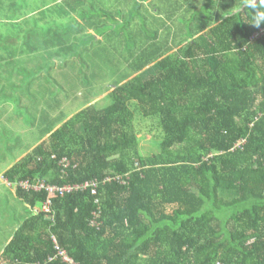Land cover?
Listing matches in <instances>:
<instances>
[{
  "label": "trees",
  "instance_id": "1",
  "mask_svg": "<svg viewBox=\"0 0 264 264\" xmlns=\"http://www.w3.org/2000/svg\"><path fill=\"white\" fill-rule=\"evenodd\" d=\"M254 1L222 4L219 20L198 24L171 53L158 34L147 38L131 54L133 77L112 88L109 104L80 110L5 170L31 213L2 264H66L47 261L53 235L79 264H264V35L252 38L264 28L255 20L264 0ZM77 2L39 15L37 31L61 41L54 27L68 15L65 4L80 11L70 23L85 25ZM65 42L58 49L73 48ZM150 128L157 133L145 155L139 134ZM118 175L127 183H103ZM26 180L100 184L50 195L46 212L49 194L23 189Z\"/></svg>",
  "mask_w": 264,
  "mask_h": 264
},
{
  "label": "rangeland",
  "instance_id": "2",
  "mask_svg": "<svg viewBox=\"0 0 264 264\" xmlns=\"http://www.w3.org/2000/svg\"><path fill=\"white\" fill-rule=\"evenodd\" d=\"M54 1L60 0H0V255L31 213L6 182L5 170L80 110L109 104L112 88L133 77L131 54L147 38L158 34L171 53L198 24L219 20L222 4L230 0H192V7L185 6L188 0H87L81 10L87 27L72 25L76 15H65L64 24L54 27L65 33L61 41L37 31L35 12ZM207 1L211 6H204ZM240 5L235 1L231 7ZM201 12L204 20L195 18ZM28 34L37 39H26ZM65 39L73 48L58 49ZM150 132L139 134L145 155L153 151L150 140L157 130Z\"/></svg>",
  "mask_w": 264,
  "mask_h": 264
},
{
  "label": "built area",
  "instance_id": "3",
  "mask_svg": "<svg viewBox=\"0 0 264 264\" xmlns=\"http://www.w3.org/2000/svg\"><path fill=\"white\" fill-rule=\"evenodd\" d=\"M264 35V28H260L258 31H256L253 35L252 38H257ZM246 139L241 140L238 142L236 145L237 147H241L242 144H244ZM63 162L65 165H68L69 162L65 159H63ZM119 179L123 183H127V180L125 177L122 175H118L116 177L113 176H108L104 179L103 183L111 182L112 180ZM100 184L99 180H90V181H85L83 183H75V184H65V185H54V184H48L45 181H32V180H26L23 181L20 185L22 186L23 189L27 190H34V191H41L45 190L49 196L48 199L46 200L43 209L46 212H50L52 208V199L50 195L54 193H59L60 195H64L66 192H72V191H78V190H86L90 188H97ZM52 239L55 243V248H56V253L53 256H49L47 261H53V260H61L62 262L66 264H79L70 254L67 252L66 249L62 248L59 243L57 238L53 235ZM35 264H42V262H36ZM220 264V262H218Z\"/></svg>",
  "mask_w": 264,
  "mask_h": 264
},
{
  "label": "crops",
  "instance_id": "4",
  "mask_svg": "<svg viewBox=\"0 0 264 264\" xmlns=\"http://www.w3.org/2000/svg\"><path fill=\"white\" fill-rule=\"evenodd\" d=\"M64 2L66 3V0H64ZM62 4V0H60L59 2H56V1H54L53 3H50V4H43L42 5V9H40V10H38V11H36L35 12V14L37 15V16H44L45 14H47V16H49V14H50V9H52L53 8V10L54 9H56L57 8V4ZM64 3V4H65ZM66 4L64 5V7H65V9H68V10H65V13L67 14H70V15H78V14H80V11L79 12H75L76 10H75V8L73 9V6H71V5H69L68 6V8H66ZM75 7H77V6H79V8H80V10L82 9H84V8H87L88 7V3H87V0H78V2L74 5ZM87 6V7H86ZM82 13H83V11H81ZM179 45V44H178ZM177 45V46H178ZM6 180V179H5ZM6 182H8L7 180H6Z\"/></svg>",
  "mask_w": 264,
  "mask_h": 264
},
{
  "label": "clouds",
  "instance_id": "5",
  "mask_svg": "<svg viewBox=\"0 0 264 264\" xmlns=\"http://www.w3.org/2000/svg\"><path fill=\"white\" fill-rule=\"evenodd\" d=\"M255 20L257 25H259L260 23H264V14L258 15Z\"/></svg>",
  "mask_w": 264,
  "mask_h": 264
}]
</instances>
